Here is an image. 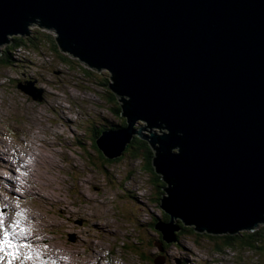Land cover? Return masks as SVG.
<instances>
[{"label":"water","instance_id":"obj_1","mask_svg":"<svg viewBox=\"0 0 264 264\" xmlns=\"http://www.w3.org/2000/svg\"><path fill=\"white\" fill-rule=\"evenodd\" d=\"M34 25L126 98V126L96 144L108 159L134 138L152 148L171 222L155 224L161 249L178 222L211 235L264 224V0H0V51Z\"/></svg>","mask_w":264,"mask_h":264},{"label":"rangeland","instance_id":"obj_2","mask_svg":"<svg viewBox=\"0 0 264 264\" xmlns=\"http://www.w3.org/2000/svg\"><path fill=\"white\" fill-rule=\"evenodd\" d=\"M28 34L8 38L9 42L16 36L34 41L20 49L26 50L20 56L24 68L0 65V158H4L0 164L8 168L6 177L14 178L13 182L6 179L0 182V216L12 231H18L21 241L31 246L19 251L17 258L9 257L10 261L264 264L263 251L240 244L218 254L216 244L208 242L206 234L202 237L183 234L178 243L161 249V238L151 226L159 221L168 225L171 222L159 207L160 199L166 194L161 190V198L156 195L160 192L152 183L154 174L144 171L147 162L127 158L107 163L93 146L95 131H111L115 130L112 127L121 129L126 125L120 115L126 98L118 96L117 104L112 105L107 101L109 88L101 83L107 79L110 84L111 73L87 64L88 67L78 57L63 52L53 28L34 25L29 27ZM52 42L71 63L58 57ZM27 80L34 87V95L17 87ZM37 89L44 90L46 96L38 97ZM113 109L120 114H115ZM134 125L136 130L147 127L139 120ZM151 130V133H163L162 129ZM143 134L151 136L146 131ZM5 188L12 189L16 195L7 193ZM16 221L26 230L23 234L11 227ZM166 227V236L171 239L176 229ZM260 227L264 228V224ZM9 239L19 245L17 234ZM28 253L32 259H25ZM143 255L147 256L146 261Z\"/></svg>","mask_w":264,"mask_h":264},{"label":"trees","instance_id":"obj_3","mask_svg":"<svg viewBox=\"0 0 264 264\" xmlns=\"http://www.w3.org/2000/svg\"><path fill=\"white\" fill-rule=\"evenodd\" d=\"M32 41L33 40L25 39V38H21V37L12 38V40L6 45V48L0 52V53H2V56L0 57V65L1 64L7 65V66H10L12 64L21 65V63L23 61L21 59L17 58L16 52L18 50L24 48V47L27 48L29 44L34 42V41L33 42ZM52 43H53L52 47L55 49L56 53L58 54V57L61 58V60H63L65 63H71L70 60H68V58L62 56L59 53V51L57 50V45L54 42H52ZM97 77L100 78L101 75H98ZM101 83L103 84V86L105 88H107L109 81L106 79L105 81H103ZM110 91H111L110 89L107 90V92L109 93L107 101L108 102L111 101L112 105H114V103L117 104L116 101L118 99V96L114 92L111 91L112 92L111 93ZM115 106H118V105H115ZM113 112L117 115L120 114L119 112H116V110H114V109H113ZM124 126H126V125L124 124ZM112 128L115 130H118L119 126L112 127ZM109 130L110 129H107V131H109ZM105 131H106V129H103V130H100L97 132L95 131L93 141L96 142V140ZM93 146L95 149H97L103 155V159L107 163L121 162L127 158L137 159V160L141 159V160L146 161L147 165L144 166V171L154 174V179H153L152 183H153V185L155 184V186H157V188L159 189L160 193L156 194V195L161 198V195H162L161 190L163 189V191H164V187L166 185L162 181V179L157 174H155V172H154V169L152 166V159L154 157V154H153L152 148L150 147V145L147 142L142 141L138 138H134V140H132L130 142V144H128V146L126 147L123 157L116 158V159H107L104 156L103 152L98 148L96 143ZM161 200H162V198L160 199V202H161ZM159 207L161 208V205ZM166 221H168V217H167ZM156 223H158V222H156ZM164 223H167V222H164ZM178 227L181 229V232H179V234H177V239H180V237L183 234L195 236V237H202V235H203V234H199V233L195 232L194 228L185 226L180 222H178ZM151 228H153V230H156L155 229V223L153 224V226H151ZM157 233H158V237L160 236V238H161L159 242H164L162 233H160L158 231H157ZM206 236L208 238V242H210V243L212 242L213 244H216L217 253H219V252L222 253V252H224L225 249L236 247L237 244H240L241 247L250 248L251 250H261L264 252V243H262V240H264V228H261V227L259 229L254 230L253 232L236 233V234H234V236H215V235H210V234H206ZM169 246L170 245H166V243H165V248L169 247ZM143 259H144V261H146L147 256L143 255Z\"/></svg>","mask_w":264,"mask_h":264},{"label":"snow or ice","instance_id":"obj_4","mask_svg":"<svg viewBox=\"0 0 264 264\" xmlns=\"http://www.w3.org/2000/svg\"><path fill=\"white\" fill-rule=\"evenodd\" d=\"M20 215V214H18ZM12 228L16 229L18 228L20 233L23 234L26 230L20 227V222L16 221L11 225ZM5 228V225L3 223L2 216H0V230H3ZM10 233L7 232L6 230L3 231V238L0 239V252H6V254L9 257L12 258H17L18 257V252H19V247L18 245L13 244V242L9 239ZM23 247H31L30 245H23ZM10 249V251H9ZM32 254L28 253L25 255V259H32ZM11 264V261L9 262Z\"/></svg>","mask_w":264,"mask_h":264},{"label":"bare ground","instance_id":"obj_5","mask_svg":"<svg viewBox=\"0 0 264 264\" xmlns=\"http://www.w3.org/2000/svg\"><path fill=\"white\" fill-rule=\"evenodd\" d=\"M20 54H22V52H19ZM29 81L27 80V82H25V83H22V85L25 87V88H27V89H29L30 88V90H31V92L34 90L33 88H31V84L30 83H28ZM43 92H42V94L43 95H45V91L44 90H42ZM35 94H37L38 95V93H36L35 92ZM44 100V98H42V100L41 101H43ZM40 101V102H41ZM91 112V111H90ZM56 113V112H55ZM92 131V130H91ZM91 135V134H90ZM37 142V141H36ZM11 170V169H10ZM14 185V184H13ZM85 185V184H84ZM13 196V195H12ZM12 210V209H11ZM13 211V210H12ZM17 211V210H16ZM34 218V217H33ZM36 223V222H35ZM107 228V227H106ZM181 232V231H180ZM102 233L103 234H105V231L104 230H102ZM199 234H201V233H199ZM33 240V239H32ZM29 242V241H28ZM37 243V242H36ZM30 244V243H29ZM32 245V244H31ZM35 245V244H34ZM92 250V249H91Z\"/></svg>","mask_w":264,"mask_h":264},{"label":"clouds","instance_id":"obj_6","mask_svg":"<svg viewBox=\"0 0 264 264\" xmlns=\"http://www.w3.org/2000/svg\"><path fill=\"white\" fill-rule=\"evenodd\" d=\"M18 51H21L22 52V54H24L25 52H26V50H18ZM18 51L16 52V55H18L17 53H18ZM1 52V51H0ZM18 57V56H17ZM84 64H86V63H84ZM87 65V64H86ZM19 89V88H18ZM20 90V89H19ZM106 132V131H105ZM104 133V132H103ZM211 235V234H210ZM216 236V235H215Z\"/></svg>","mask_w":264,"mask_h":264},{"label":"flooded vegetation","instance_id":"obj_7","mask_svg":"<svg viewBox=\"0 0 264 264\" xmlns=\"http://www.w3.org/2000/svg\"><path fill=\"white\" fill-rule=\"evenodd\" d=\"M45 96H46V92H45Z\"/></svg>","mask_w":264,"mask_h":264}]
</instances>
